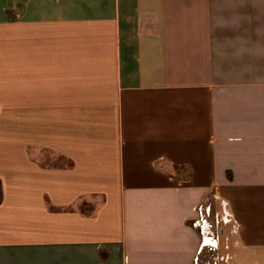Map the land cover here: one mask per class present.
<instances>
[{
	"label": "crops",
	"instance_id": "1",
	"mask_svg": "<svg viewBox=\"0 0 264 264\" xmlns=\"http://www.w3.org/2000/svg\"><path fill=\"white\" fill-rule=\"evenodd\" d=\"M219 235L264 264V0H0V264Z\"/></svg>",
	"mask_w": 264,
	"mask_h": 264
},
{
	"label": "rangeland",
	"instance_id": "2",
	"mask_svg": "<svg viewBox=\"0 0 264 264\" xmlns=\"http://www.w3.org/2000/svg\"><path fill=\"white\" fill-rule=\"evenodd\" d=\"M219 253L216 254L214 249H210L207 252V257L201 261H199L198 264H235L237 263L235 259L233 260L230 257V253L233 252V249H231V246L229 242H227L224 238V236L219 235V242L218 246ZM216 247V248H217Z\"/></svg>",
	"mask_w": 264,
	"mask_h": 264
}]
</instances>
